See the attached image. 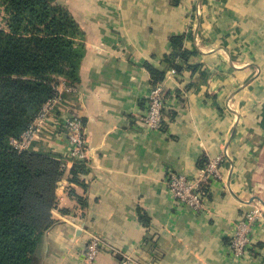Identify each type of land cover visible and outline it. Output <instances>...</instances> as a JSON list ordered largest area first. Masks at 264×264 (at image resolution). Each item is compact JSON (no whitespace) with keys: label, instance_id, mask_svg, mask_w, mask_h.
Wrapping results in <instances>:
<instances>
[{"label":"crops","instance_id":"0c3cea01","mask_svg":"<svg viewBox=\"0 0 264 264\" xmlns=\"http://www.w3.org/2000/svg\"><path fill=\"white\" fill-rule=\"evenodd\" d=\"M59 2L83 31L85 54L76 92L59 83L62 99L29 145L66 163L39 263L78 264L92 231L105 245L92 264H119L111 247L133 264H264V212L244 255L229 248L235 223L264 203V0ZM178 34L196 67L175 57L183 68L172 73L165 56ZM145 62L164 72L157 130L141 120L152 86ZM68 115L84 125L79 183L60 125ZM218 154L221 178L207 184L204 207L180 205L168 173L196 178Z\"/></svg>","mask_w":264,"mask_h":264},{"label":"trees","instance_id":"16d2710c","mask_svg":"<svg viewBox=\"0 0 264 264\" xmlns=\"http://www.w3.org/2000/svg\"><path fill=\"white\" fill-rule=\"evenodd\" d=\"M0 7V264H40L63 160L50 152L18 151L10 141L29 127L60 82L79 81L84 35L59 0H0ZM183 40V34L171 36L173 51L165 56L175 71L183 68L175 57L196 67L188 64L191 52ZM144 67L152 86L162 82L163 71L149 62ZM85 167V160L74 161L70 180L79 183Z\"/></svg>","mask_w":264,"mask_h":264},{"label":"built area","instance_id":"2783aa9c","mask_svg":"<svg viewBox=\"0 0 264 264\" xmlns=\"http://www.w3.org/2000/svg\"><path fill=\"white\" fill-rule=\"evenodd\" d=\"M174 72V69H171ZM63 87L76 92L75 85H69L63 82ZM61 91L56 86L55 95L49 99L35 116L29 127L21 134L19 138H12L10 143L18 151L28 149L32 138L40 132L37 122L44 120L52 107L61 101ZM163 83H157L151 86L146 98L145 112L141 116L144 126L148 130H157L163 127V106H164ZM61 127L66 133L68 144L67 157L73 163L74 161L86 160V138L84 134V125L77 115L62 116ZM223 159L222 154L215 155L207 160L204 166L200 168V173L196 178H191L179 172H170L166 177L168 189L180 205H185L194 210H200L204 207V191L207 184L213 180L221 178L219 164ZM62 167L66 169V163L63 160ZM262 210L254 206L247 210L243 216L235 223L234 229L230 234L229 248L234 256H243L251 242V232L253 224L260 219ZM105 248L101 237L92 231L86 232V244L82 251L78 264H92L100 250ZM113 254L119 257V264H133L130 255L123 254L119 249L112 248Z\"/></svg>","mask_w":264,"mask_h":264},{"label":"rangeland","instance_id":"374dc122","mask_svg":"<svg viewBox=\"0 0 264 264\" xmlns=\"http://www.w3.org/2000/svg\"><path fill=\"white\" fill-rule=\"evenodd\" d=\"M3 23H4V13L2 11V8L0 7V25H3ZM262 161H263V167H264V155H263ZM260 173H261V175L263 174V176H264V168L260 170ZM260 190H261V194H264V191L261 188H260ZM257 206L259 208H261L262 212H264V203H262V204L258 203Z\"/></svg>","mask_w":264,"mask_h":264}]
</instances>
